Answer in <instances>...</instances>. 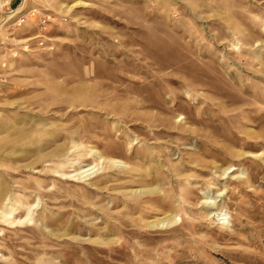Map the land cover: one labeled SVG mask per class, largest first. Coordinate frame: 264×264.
Here are the masks:
<instances>
[{"label": "rangeland", "instance_id": "rangeland-1", "mask_svg": "<svg viewBox=\"0 0 264 264\" xmlns=\"http://www.w3.org/2000/svg\"><path fill=\"white\" fill-rule=\"evenodd\" d=\"M0 264H264V0H0Z\"/></svg>", "mask_w": 264, "mask_h": 264}, {"label": "clouds", "instance_id": "clouds-1", "mask_svg": "<svg viewBox=\"0 0 264 264\" xmlns=\"http://www.w3.org/2000/svg\"><path fill=\"white\" fill-rule=\"evenodd\" d=\"M209 206L216 208L214 212L211 213L213 217V223L220 227L221 229H227L231 226L232 214L226 205L216 207L217 200L213 198H208L205 201Z\"/></svg>", "mask_w": 264, "mask_h": 264}, {"label": "built area", "instance_id": "built-area-1", "mask_svg": "<svg viewBox=\"0 0 264 264\" xmlns=\"http://www.w3.org/2000/svg\"><path fill=\"white\" fill-rule=\"evenodd\" d=\"M24 19H25V16H24V15H21L20 19H19L18 22H17V25H21L22 22H24V21H23ZM40 44H43V41H42V40L40 41Z\"/></svg>", "mask_w": 264, "mask_h": 264}]
</instances>
